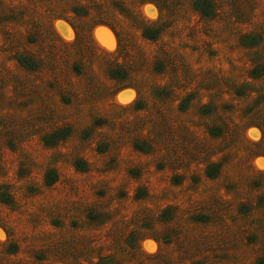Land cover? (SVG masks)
Listing matches in <instances>:
<instances>
[{"label":"rangeland","instance_id":"obj_1","mask_svg":"<svg viewBox=\"0 0 264 264\" xmlns=\"http://www.w3.org/2000/svg\"><path fill=\"white\" fill-rule=\"evenodd\" d=\"M0 264H264V0H0Z\"/></svg>","mask_w":264,"mask_h":264}]
</instances>
